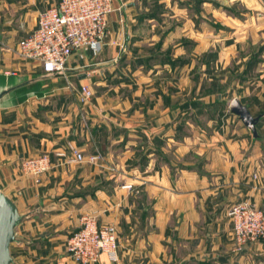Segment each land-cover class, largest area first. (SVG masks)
Segmentation results:
<instances>
[{"label": "crops", "instance_id": "0c3cea01", "mask_svg": "<svg viewBox=\"0 0 264 264\" xmlns=\"http://www.w3.org/2000/svg\"><path fill=\"white\" fill-rule=\"evenodd\" d=\"M57 2L0 0V76L4 77L0 78V87L13 86L14 89L1 99L0 127L10 126L9 133H13L7 135L10 143L18 148L21 139L30 154L54 150L52 167L32 189L33 193L42 194L43 208H60L51 213L49 220L58 221V228L62 230H68L71 225L78 226L77 230L83 213L88 212L95 215L100 224H115L119 259L110 260L103 253L97 264H264V241L236 250L234 236H231L233 224L227 216V206L237 201L248 200L264 208V0H251V29L247 33L251 40L234 43V51L238 53L245 50L244 47L251 48V77L241 82L237 80L236 84L243 89L234 92L232 99L238 97L254 115L262 114L257 124L259 135L252 133L245 137L235 134L238 128L228 133L224 131L225 120L221 123L219 111L226 93L197 92L199 102L193 103L192 88H177L174 81L158 92L152 83L143 90L138 84L152 81L153 74L147 75L130 66L133 63L131 49L152 47L160 32L167 35L168 41L163 40V47H173L177 52L183 49L181 51L187 54L186 63L190 64L195 58L192 54H196L190 49L192 16L197 14V9L200 17L207 16L214 8L209 7V0H114L115 10L109 15L104 49L95 59H88L92 60L95 70H112L121 63L117 61L115 50L118 46L125 47L128 55L122 62L130 72L120 74L115 94L106 91L88 105L75 102L80 89L76 92L60 84L63 77L69 79L74 74L83 83L96 79L90 71L82 70L88 59L81 57L80 51L72 54L64 73H45L35 61L17 62L12 51L19 39L37 26L40 11ZM179 17H182L181 22L176 20ZM201 21L198 52L201 63H205L212 41L202 35L208 27H201ZM176 36L182 39H175ZM223 56L220 52L215 62H228ZM18 64L24 69L38 65L39 76L5 72ZM114 76L116 74L111 73L98 79L107 84ZM174 77L176 75L171 73L166 78L169 82ZM47 78L53 82V87L46 88L43 80ZM29 83L32 85H27ZM37 86L40 88L34 90ZM240 90L243 93L238 92ZM142 92L149 96L148 111L158 112L159 118L151 125L160 128L166 124L167 134L153 135L150 139L137 131L148 124L140 118L143 103H147L146 98H141ZM37 94L46 105L47 118L40 122L38 129L32 128V131L42 132L39 140L33 139L36 135L32 132L30 140L24 137L28 129H21L20 122L5 121V117L10 110L20 111L21 104ZM218 105L217 114L208 120L214 123V132L209 134L208 140L200 138V145H195L199 150L190 145L194 137L175 138L176 113L181 107L193 109L195 116ZM242 122L239 117V128L249 129ZM65 143L76 144L85 159L69 162L66 157L58 156L57 150ZM179 145L184 156L181 162L176 161L175 147ZM17 148H13L12 154ZM95 149H101L104 155L93 162L89 157ZM195 154L197 159L193 158ZM11 172L0 169V187L16 200L20 210L23 201L26 207L21 211H30V218L38 209L28 208L34 195L21 196L24 190L21 186L28 181L25 178L16 185ZM125 183L138 184L140 191L130 190ZM145 211L150 213L145 215ZM68 255L65 253L64 258L69 259ZM17 264L23 263L17 259Z\"/></svg>", "mask_w": 264, "mask_h": 264}, {"label": "rangeland", "instance_id": "374dc122", "mask_svg": "<svg viewBox=\"0 0 264 264\" xmlns=\"http://www.w3.org/2000/svg\"><path fill=\"white\" fill-rule=\"evenodd\" d=\"M220 1L221 0H209V7L214 8L212 11H208L207 16L200 17L198 9L195 10L197 14H193L192 16V39L190 41V49L192 53L195 52L196 54H192L195 58H193L190 64L186 63L187 58L185 57V59L184 56L187 54H185L186 52H182L184 51L183 49H181L182 51L178 50L179 52H177V50L173 47H163L162 42L163 40H167V35L163 34V32H160L158 33V38L156 37L157 42L152 47L147 48V46H143L141 48L131 49L133 63L130 66L139 68V72H143L147 75L153 74L152 81L148 80L146 82H143L142 84H138L143 90L147 88V84L152 83L155 88H158L157 90H155V92H158V90L162 89L163 87L166 88L168 83L171 84L174 81L177 88L182 89L187 86L192 88L193 96H191V99L193 100V103L199 102L198 100L200 94L197 92L201 93V91H206L208 93L212 92L216 94V91L218 90L222 91L223 95L226 93L227 95H222L223 100L220 103L222 105V110L219 111V118L221 120V123L225 120L223 123L224 131L228 133L231 132V129L238 128V131H235L236 135L241 137H245L248 135L251 136V129H247L245 126L244 127L246 130L240 129L241 124L238 123L239 115L233 113L230 109V102L232 100V97L234 96L233 93L237 92L238 89H243L236 84L237 80L241 82L242 80L247 79L249 76L251 77V48L247 49V47H244L245 50L241 51L240 53L234 51V43H237L236 40H239V42H246L247 39L251 40V35H247L249 31L248 29H251V0H223V3H221ZM181 19L182 17L176 18L178 22H181ZM200 21L202 22L201 27H208L207 31H205L206 33L203 32L202 35L204 36V38L205 36H207L210 41H212V46H210L207 50V59H205L207 60V62L205 61V63H201L198 52V44L200 40ZM176 38H178L179 40L182 39V37L180 36H176L175 39ZM171 41L174 40L171 39ZM214 43L216 47L214 46ZM104 46L98 52H93L91 50L83 51L80 53L81 57L84 56L87 59L89 57H97L103 51ZM12 51H14L17 62H32V60L23 58L18 53L16 47L13 48ZM220 52L224 54L223 59L228 62H215V59H217L216 57L219 56ZM116 55L119 58L117 61L120 60L121 63L116 64L117 66H115L112 70H95V66H92L91 64L92 60H90V62L89 59L87 60V64L83 66L82 70H84L85 73L87 71H90V75L96 79L92 80V78L90 82L87 81V83H83L78 79L79 77L77 76V74H74L70 76L69 79L63 77L62 83L60 84H63L67 86L68 89H72L76 92L78 91V89H80L81 91L82 85L84 84L90 86L93 90V95L88 101L81 100L80 91L78 95H76L77 100L74 98V100H76L75 102L80 103L81 105H88V103L91 102L93 103V101L96 100L97 96L102 95V93L106 91H108V94H115V87H117L120 83V74L124 76L125 72H130L129 70L124 68L122 62L127 58L128 55L125 47L123 48L121 46H118L115 50V56ZM32 67L30 69H24L22 64H18L15 68L5 69V72L9 74H24L28 76L36 74L37 76H39L40 70L37 68L38 65L36 67L32 65ZM111 73L116 74L113 80L108 81L107 84H102L99 81L100 79H98V77H105V75H109ZM171 73L175 74L176 77H174V80H170L168 82L166 77ZM0 78L3 79L4 77L0 76ZM235 80L236 82H234ZM43 83H45L46 88L50 86L53 87L54 85L53 82L48 78L43 80ZM27 85H32V83H29ZM245 85H247V83H245ZM37 88L39 89L40 87L37 86L33 89L37 90ZM3 89L4 88L0 87V91ZM238 92L243 93L242 90ZM38 95L39 94L30 97L29 100L22 103L20 106V111L10 110L9 115L5 117V121H16L17 123L20 122L21 124H19V126H21V129H28V132L24 137H29L30 140L32 139L29 135L30 132L36 135L33 139L39 140L38 137L42 134V132H37L36 130L32 131V128L38 129L40 122H44V118H47L45 112L46 105L44 104V102H42V96ZM144 95V92H142L141 98H146L147 103H143V111L141 112L140 118L148 122V124H144V127L137 129V131L141 134H144V137H148L150 139L153 135H155L156 137L158 134H167L168 129L166 124L164 127L160 128H157L155 126L153 127L151 125V122H155V120L158 119L159 116L157 111H148V103H150L148 98L149 96ZM215 98H217V96ZM218 108L219 105L215 108H209V110L207 109L205 113L194 116L195 112L193 111V109L190 110L181 107L180 111H177L176 113L177 126L175 127V138L183 139L185 135H189L192 138L194 137L195 140L193 139L190 142L191 146L200 145V138L202 137L208 140L207 138H210L208 137L210 136L209 134H212L214 132V123L210 124V121L208 122V120H210L211 117H214L217 114ZM164 118L162 117L161 119ZM9 129H11V127L7 125L0 127V169L3 171H8V169L11 170L12 179L16 185H19L20 182L26 178L28 184L21 186V188L23 187L22 190L24 189L21 196L30 197L31 195H34L33 202L28 208H38L30 218L17 226L18 234L24 236L27 239V242H13L11 244L12 253L19 260V262L23 264H78V262H76L72 257H70L69 259L64 258L65 253H68L66 248L68 238L78 226L71 225L68 230H62L61 228H58V221L49 220V218L52 217L51 213L60 211V208H43V206H41L40 200L43 199L42 194L33 193L32 189L38 186L36 183L42 182L43 175L42 179L37 182L29 172H26L25 169V161L27 158L39 156L43 153H48L50 156H52L51 152H54V150H52L51 152L48 150H42L38 153L30 154L29 151L24 149L21 139H19L17 148V145H15V143H10V140H8L7 135L13 134L9 133ZM157 130L160 132L157 133ZM201 132H203V134H200ZM146 143H148L147 140ZM64 145H67V143L61 145V148H65L66 146ZM13 148H17L15 154H12ZM195 148L198 150L200 149V147L198 146H195ZM95 150V152H92L90 154L100 153L103 158L104 154L101 149ZM175 150L177 154L176 161H183L184 156L181 145L175 147ZM193 158L197 159L198 157L195 154ZM133 184L134 188H130V190L135 192L140 191V186L136 183ZM20 207L21 210H25L26 206L23 201H21ZM149 213L150 212L148 211V214ZM84 214L89 213H83V215ZM146 214L147 213L145 211V215ZM231 236H234L233 228H231ZM97 263L98 262L94 264Z\"/></svg>", "mask_w": 264, "mask_h": 264}, {"label": "built area", "instance_id": "2783aa9c", "mask_svg": "<svg viewBox=\"0 0 264 264\" xmlns=\"http://www.w3.org/2000/svg\"><path fill=\"white\" fill-rule=\"evenodd\" d=\"M115 10L114 0H58L40 11L37 26L17 42V51L25 59L36 61L45 73H64L67 62L75 51H100L109 33V15ZM93 90L82 85L81 100L88 101ZM57 155L68 161L80 162L84 153L74 144L57 150ZM100 153L90 155V161H98ZM52 167L48 153L29 157L25 161L26 172L37 182ZM125 187L134 188L133 183ZM227 215L234 229L235 249L240 251L251 243L264 241V208L248 201L231 203ZM81 226L67 241V252L80 264H94L103 253L110 260L119 259L118 229L113 223L100 224L93 214L82 216Z\"/></svg>", "mask_w": 264, "mask_h": 264}, {"label": "water", "instance_id": "95a60500", "mask_svg": "<svg viewBox=\"0 0 264 264\" xmlns=\"http://www.w3.org/2000/svg\"><path fill=\"white\" fill-rule=\"evenodd\" d=\"M3 88L0 91V102L2 97L13 89V86ZM230 109L239 115L255 136L259 135L257 124L262 116L261 113L254 115L249 106L238 97L231 100ZM30 213V211H21L16 200L0 187V264H17L11 244L13 242H27L24 236L18 234L17 226L22 224L30 216Z\"/></svg>", "mask_w": 264, "mask_h": 264}, {"label": "trees", "instance_id": "16d2710c", "mask_svg": "<svg viewBox=\"0 0 264 264\" xmlns=\"http://www.w3.org/2000/svg\"><path fill=\"white\" fill-rule=\"evenodd\" d=\"M258 128V127H257ZM254 135V134H253Z\"/></svg>", "mask_w": 264, "mask_h": 264}]
</instances>
